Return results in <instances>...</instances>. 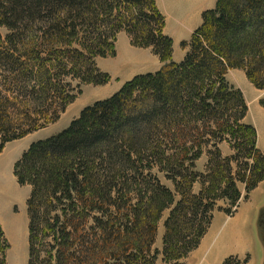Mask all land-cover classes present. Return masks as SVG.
Returning <instances> with one entry per match:
<instances>
[{
    "label": "trees",
    "instance_id": "obj_1",
    "mask_svg": "<svg viewBox=\"0 0 264 264\" xmlns=\"http://www.w3.org/2000/svg\"><path fill=\"white\" fill-rule=\"evenodd\" d=\"M122 31L162 66L16 162L17 181L31 187L28 264H184L217 210L236 214L240 183L247 200L264 181L257 128L228 79L240 69L264 89V0H217L181 43L180 62L156 0H0V153L57 122L83 86L109 84L98 59L117 56ZM8 247L0 224V264Z\"/></svg>",
    "mask_w": 264,
    "mask_h": 264
},
{
    "label": "rangeland",
    "instance_id": "obj_2",
    "mask_svg": "<svg viewBox=\"0 0 264 264\" xmlns=\"http://www.w3.org/2000/svg\"><path fill=\"white\" fill-rule=\"evenodd\" d=\"M216 2L217 0H198V2L196 3L198 4L199 18L202 14L200 12L202 9L206 8L204 11H206L207 8L211 9L216 5ZM172 21L173 19L171 18L170 23L168 24L166 19V33L167 30L169 31L171 30V28H174L175 23ZM116 47L117 55L119 57H110L102 61L101 67L103 69H108V71H110L111 73H118L117 70L120 71V69H122L127 63V65H130L128 66L129 69L127 73L130 74L134 70L138 71L136 69L139 68H152V64H150L152 59L148 55L153 53L152 50L150 48H140L132 45L131 38L125 31H122L118 34ZM147 56L149 57V60H147ZM142 61L143 66H141L140 64ZM122 70L119 72L121 73L118 75L119 77H112L113 74H110L112 78L111 81H113L111 85L106 84V87L94 85L83 86L82 93L78 95L77 99L68 107L66 112L63 113V115L57 122L48 125L46 128L32 132L23 138L16 139L6 144L3 152L0 153V166H2L3 170L7 175L6 181L8 182V179L10 178L14 185L10 188V191L9 193H7V196L5 194L2 195L0 191V224L4 230L5 236L9 244V247L6 251L7 264H28L29 262V217L27 201L30 195L31 187L28 185L23 186L17 181V178L14 173V167L16 162L21 159L24 152L28 150L29 146L32 143L37 142L38 140L46 139L50 136L62 132L64 129L70 126L71 122L74 119L80 116L81 111L85 107L94 104L97 100L106 99L110 97L112 91L116 90L115 87L117 85L118 88L120 87V83L118 82L119 78L121 77L123 80L126 79V77L123 78V74L126 73H123ZM111 81L109 83H111ZM109 90H111V92ZM258 90L261 91V94L263 96L264 89ZM256 98V101L253 105L254 96H250L252 110H250L249 107L250 114L248 112L246 122H248L249 124L252 123L256 125V128L258 130V147L264 152V145H261V147L259 146V142H264L262 141L264 140V133L261 134V138L259 135V131L261 133L264 131V115H262L264 113V104L262 103V101L264 100V96L262 99H260V101L258 100V97ZM221 149L224 155H231L233 152L229 143H222ZM208 158V154L206 153V155H204L201 160H199L198 170L200 172H205V167L208 162ZM245 187L246 186L243 183H240V189L244 195V199H242V202L239 206V208L241 207L239 211L240 215L238 214V217H236L237 219L233 220H236L235 223L237 225L239 224L237 227H240L243 231L244 228L249 225V222H247V220L245 224L242 223V221L246 219L245 214H248L245 212L249 211V214L251 213L252 216L251 224L254 225L251 227V231L250 229H247V234L249 236L254 235L256 237V240L252 246L251 251L246 250L248 251L247 255H244V257H236L241 260L248 258L250 261L245 264H264V214L262 215V219H260L261 212L262 210H264V181L252 192L251 197H249L247 200H245L247 196ZM220 205L227 206V203L220 201ZM223 213H217L212 229L210 230L211 233L215 230L217 225H219L221 222H224V220L228 219L229 216L225 215L226 213ZM168 214L169 211L167 210L163 214V219L160 223L158 240L156 244V246H158L159 248H162V235L164 233L163 223L165 222ZM240 216L241 219H239ZM231 225L232 223H230L229 225V222H227L226 224H224L223 228H220L219 226V230L213 232L216 234V243L218 242L216 246H218V244L226 238V235L228 234ZM232 243L234 244V242ZM229 244L230 243H226L225 245L227 250ZM248 244H252L250 239L248 241ZM157 264L167 263L164 262L162 256H160L159 261H157Z\"/></svg>",
    "mask_w": 264,
    "mask_h": 264
},
{
    "label": "crops",
    "instance_id": "obj_3",
    "mask_svg": "<svg viewBox=\"0 0 264 264\" xmlns=\"http://www.w3.org/2000/svg\"><path fill=\"white\" fill-rule=\"evenodd\" d=\"M157 4L159 6V8L161 9V11L164 13V15L167 17V23H170V19L172 18L173 21L175 23L174 28H171V30H167V34L170 35L173 40H174V59L177 62H180L184 56L186 51L182 49L181 47V43L183 41H187L190 39L191 34L194 32V30H196V28L199 27V25L202 22V14L203 11L206 9H202L200 12L201 16L199 18V13H198V4L196 2H198V0H156ZM208 10V8H207ZM148 51V50H147ZM149 53V52H148ZM152 61L150 64H152V68H139L136 69L138 71H133L130 74L127 73L130 65H124V67L122 69H120V71L122 70L123 73V78L126 77V79H122L121 77L119 78L118 82L120 83V87L123 85L124 82L131 80L135 75L138 74H143V73H148V72H155L158 69H160V67L162 66V62L160 61V58L158 56H156L155 54H148ZM119 56L117 55V58ZM108 58H99L98 59V64L100 66V68L105 71L108 72L112 75V77H119L118 75L121 74L119 73L120 71L117 70L118 73H111L110 71H108V69H103L101 67L102 65V61L106 60ZM147 60H149V57L147 56ZM141 66H143V61L140 63ZM116 79V78H115ZM228 79L229 81L235 85L237 88H240L243 93L244 96L249 104L250 110H252V103H251V99L250 96H254V100H253V105L256 101V97H258V100L260 101V99L263 98L261 91L256 89L253 84L248 80L245 72L243 70L240 69H234V70H230L228 73ZM114 80V78H113ZM113 83V81H111V83H109V85H111ZM102 87H106L102 86ZM120 87L118 88V85L115 87V91H118V89H120ZM111 92V90H109ZM115 91H112L111 95H113L115 93ZM110 95V96H111ZM256 98V99H255ZM253 112V111H252ZM250 114V112H249ZM264 115V113L262 114ZM251 123V122H250ZM252 124V123H251ZM256 127L255 124H252ZM258 131V130H257ZM264 131L261 133L259 131V135L261 138V134H263ZM263 137V136H262ZM264 141V140H262ZM259 146L261 147V145H264V142H259ZM264 148V147H263ZM241 208V207H240ZM240 208L238 210V212H236V214L234 216H229L225 213H223L222 211H216L215 212V216L213 219V223L215 220V217L217 215V213L219 214H225L228 217V219L224 220V222H221L219 225H217V227L215 228L214 231L219 230V226L220 228H223L224 224H226L227 222L232 223V225L230 226V230L228 232V234L226 235V238L224 240H222L218 246H216V234L215 233H211V229L213 226V223L209 229V231L207 232V234L205 235V237L202 239L201 244L199 245V247L194 250L193 252H191V254L189 255V257H187L185 259L184 264H224V261L226 258L231 256H243L247 255L248 251H251L252 246L256 240V237L254 235L249 236L247 234V229H250L251 231V227L254 224H251L252 222V216L251 213L249 214V211L245 212L248 214H245L246 219L245 220H241L243 224L247 222H249V225L246 226V228H244V234L243 231L241 230L240 227H237L238 225L235 223L236 220L233 219H237L236 217H238V214L240 215ZM242 215V214H241ZM239 219H241V216L239 217ZM250 220V221H249ZM238 223V222H237ZM255 223V222H254ZM210 234V235H209ZM252 234V232H251ZM246 237V238H245ZM251 241V245L248 244V241ZM234 242V244L232 243ZM226 243H230L228 246V250L226 249L225 245ZM248 250V251H246ZM250 261V260H249ZM248 261V262H249Z\"/></svg>",
    "mask_w": 264,
    "mask_h": 264
},
{
    "label": "bare ground",
    "instance_id": "obj_4",
    "mask_svg": "<svg viewBox=\"0 0 264 264\" xmlns=\"http://www.w3.org/2000/svg\"><path fill=\"white\" fill-rule=\"evenodd\" d=\"M6 178H7V175L5 171L3 170L2 166H0V191L2 195L5 194L7 196V193H9L10 188L14 185L10 178L8 179V182L6 181Z\"/></svg>",
    "mask_w": 264,
    "mask_h": 264
},
{
    "label": "water",
    "instance_id": "obj_5",
    "mask_svg": "<svg viewBox=\"0 0 264 264\" xmlns=\"http://www.w3.org/2000/svg\"><path fill=\"white\" fill-rule=\"evenodd\" d=\"M264 214V210H262V212H261V218L260 219H262V215ZM263 224V223H262Z\"/></svg>",
    "mask_w": 264,
    "mask_h": 264
}]
</instances>
